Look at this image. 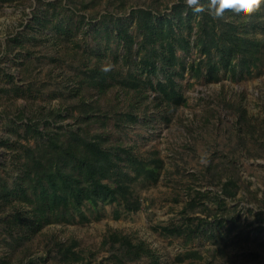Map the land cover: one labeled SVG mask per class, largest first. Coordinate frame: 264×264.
Masks as SVG:
<instances>
[{"label": "rangeland", "instance_id": "1", "mask_svg": "<svg viewBox=\"0 0 264 264\" xmlns=\"http://www.w3.org/2000/svg\"><path fill=\"white\" fill-rule=\"evenodd\" d=\"M180 10L185 20L174 27L189 46L176 50L183 101L174 105L154 88L166 72L133 62L116 33L133 36L136 57L142 16L161 28ZM199 19L184 0H0V181L15 187L24 146L75 134L156 171L132 182L136 210L110 199L84 202L69 222L0 219V264H119L108 231L149 248L120 264H264V5L248 17H212L261 41L248 69L235 72L215 56L193 75L190 65L205 63ZM19 206L0 198V218Z\"/></svg>", "mask_w": 264, "mask_h": 264}, {"label": "trees", "instance_id": "2", "mask_svg": "<svg viewBox=\"0 0 264 264\" xmlns=\"http://www.w3.org/2000/svg\"><path fill=\"white\" fill-rule=\"evenodd\" d=\"M141 20L137 27L141 39L134 41L136 57H131L133 36L121 29L116 34L121 38L125 35V47L133 62L143 63L149 73L166 72L164 80L158 79L154 88L163 100L178 105L183 98L173 80L174 68L179 61L176 50L178 47L186 49L189 46L187 36L178 33L174 27L176 24H183L185 20L182 10L177 12L173 20L165 18L161 28L157 27L158 21H153V15L149 12ZM211 21L212 16L205 8L197 22L200 30L198 45H201L200 53L205 56V63L199 62L197 67L191 64L193 75L202 74V67L209 66L215 56L218 62L233 72L240 68L248 69L252 60L256 59L255 54L260 50L261 41L240 34L233 24H228L225 28L217 26L215 22L211 24ZM138 55L139 60H136ZM232 60L235 63L230 65ZM216 70L217 65L214 64L205 72L213 76L212 73ZM77 136L75 134L76 138L73 137L71 141H61L58 137L51 136L41 146L36 144L35 147H23L21 173L15 180V187L0 181V198L6 202L10 197L16 198L20 206L14 214L1 217V222L7 225L11 223L13 216L40 225L50 220L69 222L75 211L80 210V205L87 201L96 203L111 199L126 211L138 209L140 201L134 194L132 182L137 177L155 179V169L147 167L146 162L128 151L124 159L114 157L113 152L102 147L97 140L85 141ZM121 162L124 163L121 165ZM132 172L135 176L131 175ZM229 184L227 179L224 188ZM23 204L28 205L29 209H25ZM178 232L183 231L179 229ZM104 238V242L119 244L120 254L114 256L116 263L120 264L121 258L133 261L149 253L144 242L135 243L117 231H108ZM194 253H185L177 260H183ZM72 254L77 258L74 252Z\"/></svg>", "mask_w": 264, "mask_h": 264}, {"label": "clouds", "instance_id": "3", "mask_svg": "<svg viewBox=\"0 0 264 264\" xmlns=\"http://www.w3.org/2000/svg\"><path fill=\"white\" fill-rule=\"evenodd\" d=\"M184 3L193 13L205 11L202 0H184ZM261 5H264V0H207V11L216 21H225L233 17H248Z\"/></svg>", "mask_w": 264, "mask_h": 264}]
</instances>
